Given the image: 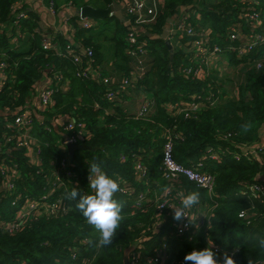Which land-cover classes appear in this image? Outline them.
Wrapping results in <instances>:
<instances>
[{
    "label": "trees",
    "instance_id": "obj_1",
    "mask_svg": "<svg viewBox=\"0 0 264 264\" xmlns=\"http://www.w3.org/2000/svg\"><path fill=\"white\" fill-rule=\"evenodd\" d=\"M24 1L0 0V49L7 53L5 72L8 76V82L0 89V142L5 132L14 134L6 124L27 108H32L38 84L49 78L58 91L54 97L56 110L42 113L51 131L45 130L39 119H35V132L42 139L40 164L31 162L26 148H10L0 154V162L16 164L17 171L21 172L20 177L13 180L12 194L2 189L0 176V264H123L126 249L144 245L141 250L150 252L161 244L165 234L175 231L174 214L166 209L160 212L158 203L152 199L144 206L135 204L141 193L149 197L158 187L159 196L165 186L171 185L162 178L165 137L169 134L174 136L173 155L178 163L190 166L189 161H204L203 171L217 176L218 196L216 203L212 204L214 209L209 214L207 231L193 241L167 240L171 246L170 261L178 264L193 249L204 248L205 237L227 249L239 246L240 252L235 257L238 264H248V258L264 259L257 247L258 240L264 237V196L257 199L249 190L256 185L264 187V176L260 177L264 171V66L256 69L249 64L247 56L239 52L221 53V57L231 59V64L246 68V78L243 73L241 79L244 82L240 84L238 94L230 98L221 90L212 68L202 78L184 74L193 67L195 37L179 38L178 34L170 33L172 56L167 40L162 38L167 20L172 19V25L178 24L182 9H185L184 12L194 14L190 21L199 23V29H210V45L216 43L224 49L230 44L226 40L230 25L246 22L239 18L242 4L237 0H163L155 22L137 30L132 28L134 19H128L124 8L133 0H104L101 8L119 3L127 18L126 22L115 17L105 19L115 22L114 35L107 39L114 44L115 53L105 65L102 44L97 36L89 34L95 26L83 28L79 18L71 17L68 21L73 29L74 45L58 34L53 43L62 48L63 54L44 49L45 35L37 30L39 17ZM51 1L55 3L56 14L59 13L57 3ZM259 1L264 18V0ZM65 3L75 4L76 1L66 0ZM15 6L16 12L28 14V18L20 21L21 32L29 36V48L25 51L11 46ZM7 25H11V29H7ZM263 26L262 23L261 29ZM131 35L135 36L137 43L129 42ZM76 44L81 50L92 49V68L97 72L96 77L75 75L76 66L66 51L67 46L74 49ZM233 44L238 46L239 42ZM140 48L148 53H138L139 58L128 54V51ZM263 54L264 45L255 49L251 58L262 59ZM140 67L144 69L143 74H138V80L133 84L130 82L124 89L125 82L131 81ZM65 82L72 85L68 93L62 92ZM134 88L151 97L144 96L143 105L149 102L151 105L152 100L157 110L155 115L144 117L127 110L123 101L128 100L127 93ZM109 93L114 94L113 99L107 97ZM198 101L206 107L196 111L186 106ZM171 106H178V110H169ZM185 108L188 110L183 111ZM70 119L84 123L90 136L80 140L79 144H86L93 150H77L72 156L69 154L59 132ZM245 122L253 125L248 133L242 129ZM245 149L254 151L255 159H249ZM215 152H219L220 162L203 160ZM235 153L243 159L234 160ZM137 158L144 164L145 174L137 170ZM64 159H70L68 169L75 171L73 181L77 184L55 190L50 183L51 167L60 168ZM92 163L99 164L110 177L119 178L121 191L115 195L124 204L125 219L113 243L105 247L98 246L96 229L75 207L76 201L67 198L73 188L80 195L93 194L89 186ZM141 176L146 179L151 176L152 182L148 186L141 185ZM182 182L188 189L199 191L202 200H207V193L203 190L186 180ZM46 195L51 203L56 198H63L65 212L44 216L16 234L4 232L1 223L15 221L25 201H43ZM13 202L17 203L13 205ZM241 214L249 217L240 218Z\"/></svg>",
    "mask_w": 264,
    "mask_h": 264
},
{
    "label": "built area",
    "instance_id": "obj_2",
    "mask_svg": "<svg viewBox=\"0 0 264 264\" xmlns=\"http://www.w3.org/2000/svg\"><path fill=\"white\" fill-rule=\"evenodd\" d=\"M242 11L239 12V18L246 21L244 24H239L238 22L230 25L227 31L226 40L229 45H227L224 49L216 43L210 45L211 35L210 29H199L198 25L194 26L190 23V16L183 14L180 15V20L178 24L175 25L176 31L182 37L192 36L195 37L194 40V54H193V62L190 69L185 70L184 74L193 75L196 78L205 77L209 71V69L204 70V67L207 65L206 53L212 52V56L215 59L221 55V53L225 51H234L235 53H240L241 55L247 56V61L251 66H254L256 69H260L264 66V56L262 59L251 58V55L255 51V49L264 43V29H261L263 17L262 13L257 9L260 4L259 0H241ZM163 2V0H133L129 3V5L124 6L126 8V16L128 19H134L132 28L134 27L138 29H142V27L146 25H150L155 22L157 17V11L159 10V5ZM243 4L245 5L243 7ZM18 4L17 6H19ZM68 5H73L68 3ZM249 7H248V6ZM17 6H15L13 13L15 15V20L12 23V26L17 30V34L13 37V43L15 45L19 42L22 37L21 33V23L23 19L28 18V14L26 12H16ZM55 3L51 1L49 4V10L53 15H56ZM178 19V18H177ZM81 25L83 28H92L96 24L93 20L85 19L81 20ZM264 28V27H263ZM243 29L247 30V33L243 31ZM176 32V34H177ZM180 38V37H179ZM129 42L131 44L137 43L135 36L131 35L129 37ZM198 40V41H197ZM239 42L238 46L233 43ZM73 45L75 43H72ZM44 49L52 50L60 55L63 54L62 48L53 43V39L45 38L43 43ZM202 51L201 54H198ZM145 51L140 48L137 51H128V54L139 58L138 53ZM66 54L70 56L76 66L75 75L77 77H96L97 72L93 70V51L92 49H83L80 50V46H75L74 49L70 46H67ZM143 56V55H142ZM7 53L0 49V89L8 82V76L5 72L7 65ZM86 64L84 67L83 65ZM249 66V65H248ZM250 67V66H249ZM139 73H135L132 76L131 81H126L124 85V89H126L130 82L133 84L138 80V74L142 75L144 69L140 67L138 69ZM60 78V77H59ZM58 91V88L54 85L53 80L46 78L43 81L41 88H39L38 93H36L35 100L32 101V108H27L24 112L17 115L15 120L12 122H8L6 127L14 134H9L5 132L3 134V140L0 142V154H4L10 148H26L27 156L30 158L33 164L39 165L41 161V138L38 137L35 132L34 126L36 123V118L39 119L41 126L47 131H51V127L46 125V121L43 118V112H54L56 110V102H55V94ZM129 92V91H128ZM109 99L114 98L113 93L107 94ZM211 104V103H210ZM188 108L194 109L196 111L201 110L206 107L201 102H191L190 104H186ZM34 108H37L35 110ZM150 102L143 105L141 108V113L144 117L148 116L150 113ZM185 108L183 111L188 110ZM169 110H178V106H171ZM61 137L63 138V143L66 147L69 144H79L80 140L87 139L90 135L89 131L86 129L85 125L81 121H74L73 119L66 120L65 124L62 125V128L59 132ZM173 135L169 134L165 137L166 142L164 145V153L162 158V178L171 183V185L167 186L169 189L168 194L165 196L163 192L158 196L155 200L158 203V209L162 212L164 209L174 213L173 209L170 206H181V192H178L175 188L172 191L169 187H172L176 181L186 180L187 182L192 183L196 188L207 191L210 199V202L216 203L213 199H217L218 196L216 194V180L217 176L211 173H207L203 171V164L201 161L198 164H181L178 163L173 155ZM69 149V147H68ZM246 152H251V149H246ZM219 152H215L214 154L218 155ZM209 155L210 157L213 156ZM218 159V158H217ZM70 159H64L61 163L60 168L57 167L60 172L57 176L52 170V175L54 177L55 190L60 187H68L72 185L76 186L77 182L73 181L76 178V173L74 170L68 169L70 167ZM56 167V165H54ZM144 164L140 161L139 158L136 160V168L139 170L140 174H145L146 170L144 168ZM18 167L16 164H8L6 162H0V176L2 179L1 187L7 193L12 194L13 190V180L18 179L20 177L21 172L17 171ZM144 178L141 176L140 179ZM0 179V180H1ZM71 183V184H70ZM255 189H254V188ZM250 192L257 199H260L264 196V187L260 185L250 187ZM49 195L43 196V201L36 200H27L23 203L22 209L19 212L17 219L15 221H9L6 223H1V227L4 232L9 234H16L21 228H25L30 223H33L44 216L50 217L60 212H65L66 206L64 205L63 198H56L54 202L51 203L49 201ZM49 202H48V201ZM149 200L146 193H141L136 198V204L139 206H144L145 203ZM17 202H13L15 205ZM210 205V204H209ZM209 210L207 206H203V210H205L204 214L209 218L210 212L213 211L214 206ZM199 207H196L190 211V215L193 218V213H195ZM36 213V215H35ZM240 218H248L249 216L240 215ZM203 217L202 220L190 221L188 218H184L180 221H176L174 224L175 231L168 234H165L162 238V243L156 246L150 252H143L141 248H145L143 245H134V251L130 255V264H176V261H170L171 259V246L167 240H181V241H193L195 237H198L200 232L207 231L208 228V220ZM250 221H248V224ZM197 225L199 227H197ZM158 231V230H157ZM206 246H209V238L205 237ZM213 250L217 253V258L222 259L225 252L231 254L233 249H227L221 247L217 244L212 243ZM202 248V249H204ZM239 249L240 247H236ZM202 249H193V250H202ZM235 249V248H234ZM192 250V251H193ZM238 252V253H239ZM178 264H184V259Z\"/></svg>",
    "mask_w": 264,
    "mask_h": 264
},
{
    "label": "clouds",
    "instance_id": "obj_3",
    "mask_svg": "<svg viewBox=\"0 0 264 264\" xmlns=\"http://www.w3.org/2000/svg\"><path fill=\"white\" fill-rule=\"evenodd\" d=\"M252 127L251 122H245L242 125L245 133L251 131ZM89 171L91 173L89 186L93 190V194L80 195L77 189L73 188L67 198L76 201L75 207L82 212L86 222L99 233L98 246L105 247L113 243L117 230L125 219L123 215L124 204L115 195L121 191L120 180L119 178L110 177L97 163L90 164ZM168 192L169 189L165 186L163 194L166 196ZM181 196V206H170L174 211V219L180 221L188 218L194 222L189 213L195 206L200 204L201 193L199 191H191L186 195L181 194ZM200 216L207 218L204 213H201ZM197 227L199 226L197 225ZM257 247L259 253L264 254V237L258 240ZM238 252L239 249L235 247L231 254L225 252L223 258L219 259L217 258V253L213 250L212 241H209L208 247L188 253L184 257V264H189V262L191 264H238L235 258ZM248 264H264V259L248 258Z\"/></svg>",
    "mask_w": 264,
    "mask_h": 264
},
{
    "label": "rangeland",
    "instance_id": "obj_4",
    "mask_svg": "<svg viewBox=\"0 0 264 264\" xmlns=\"http://www.w3.org/2000/svg\"><path fill=\"white\" fill-rule=\"evenodd\" d=\"M76 1V3L82 5L84 3V0H74ZM85 1H88L87 3L91 4V5H88V6H94V7H101V6H104V0H85ZM213 0H210V2H212ZM238 2H242L241 0H237ZM261 4V3H260ZM260 4L258 5L259 7H257V9L262 13L261 9H260ZM84 6H87V5H84ZM83 6V7H84ZM245 5L243 4V7ZM248 6V5H247ZM249 7V6H248ZM183 10V13L182 14H186V15H190V17H194V14L193 13H190V12H184L185 9H182ZM159 14V10L157 11V15ZM200 19V18H199ZM201 20V19H200ZM96 25L94 27V29L90 30L89 34L92 35V36H97L98 38V42H100L103 46V60L105 62V65L111 61V59H113L114 57V53H115V47H114V44H112V42H109L107 39L112 37V35H114V31H115V22L112 21L110 22V20H102V21H95ZM190 23L194 26L198 25L199 23H194L193 21H190ZM239 24H241L240 21H238ZM262 23L264 24V18H263V21ZM264 27V26H263ZM208 29V28H207ZM146 30V29H145ZM101 31H103V33H101ZM244 32L247 33V30L246 29H243ZM171 32H177L176 31V27L175 25H172L171 27ZM101 33V34H100ZM177 34H180L177 32ZM178 37H181V35H179ZM28 40V39H27ZM26 40V41H27ZM175 44L177 47H179L180 45L178 44V41L176 39H174ZM198 41V40H197ZM25 42V41H24ZM28 43V41H27ZM15 44V43H14ZM264 45L261 44L260 46H258L256 48V50L260 47H262ZM13 48H15L14 46H12ZM172 50H173V47H172ZM141 54L143 55H146L148 53V51H142L140 52ZM202 51L200 50V52L198 54H201ZM212 52H207L206 53V59H207V65L206 67H204V70H207V69H211L212 68V71L214 73V78L215 80L218 82V84L220 85L221 87V90L227 94L230 98H234L237 94H238V89H239V86L240 84H243V79H241L243 73H244V79L246 78V68L243 66V65H237V64H231V59H228L226 57H221V56H218L216 59L214 56H212L211 54ZM264 56V54H263ZM65 84V83H64ZM63 84V85H64ZM130 95V94H129ZM128 95V96H129ZM138 95V93L136 92V96ZM133 96H135V94H133ZM136 96L134 97V101L133 103L136 101L135 98ZM228 97V98H229ZM78 101V99H77ZM129 101L130 100H125L123 101V104L124 106L128 107L130 106L129 105ZM152 102V100H151ZM153 106V102L151 104ZM131 114L134 113L135 111H130ZM151 114V113H150ZM263 142H264V137H263ZM253 149H255V145L253 146ZM247 150L245 149V153L247 154V156L249 157V159L252 160L255 159V156H257L256 154H254L255 152L251 150V152H246ZM218 158V159H217ZM242 156L238 153H235V156L233 157L234 160H239L241 159ZM259 157H257L256 159H258ZM211 159L212 160H218L220 162V157L216 154H214L213 156H211ZM243 159V158H242ZM51 170L57 175L59 176V172L60 170L55 167V166H52L51 167ZM261 174V175H260ZM260 177L263 175L264 176V171L263 173H260ZM53 181V182H52ZM152 182V177L150 176L148 179L146 178H142L141 181H140V184L141 185H147V184H150ZM50 183L52 184V187H56L55 186V183H54V177L52 175V172H51V181ZM148 186V185H147ZM51 187V188H52ZM254 188V187H253ZM55 189V188H54ZM255 189V188H254ZM137 198V197H136ZM212 199H210L208 202H206L205 204L208 206L209 202L211 201ZM214 201H217V199H213ZM212 203V202H211ZM204 202L202 201V205L205 206ZM137 205V204H135ZM36 215V213H35ZM161 229H163V227H161ZM238 236H240V233L237 234ZM95 236L97 237V240H99V233L95 232ZM163 238V237H162Z\"/></svg>",
    "mask_w": 264,
    "mask_h": 264
},
{
    "label": "crops",
    "instance_id": "obj_5",
    "mask_svg": "<svg viewBox=\"0 0 264 264\" xmlns=\"http://www.w3.org/2000/svg\"><path fill=\"white\" fill-rule=\"evenodd\" d=\"M50 1L51 0H25L24 4H26L29 7V9H31V11H34L38 15L39 21H38V27H37L38 29L37 30L40 31L43 35H45V38H48V39L52 38L53 39V38H55L56 35L62 34L68 40H70L71 43H75V40L73 37V29L68 22L70 19V17H69L70 12H71V10L81 8L84 5H91V4L87 3L88 1L84 0V3L82 5L75 3V4L70 6V5L65 3L66 0H55V2L57 3V6L60 9H59V13H57L56 15H53L49 10ZM213 1H216V0H213ZM95 8H101V7H95ZM6 28L11 29V25L10 26L7 25ZM17 33H18L17 30H14V37ZM21 33H22V37L20 38L19 42L15 45L13 43V39H12L11 46H14L17 50L25 51V50H28V48H29V41L27 40V39H29V36L27 33H25V34L23 32H21ZM26 40L28 41V43ZM77 46H79V45H77ZM81 49L82 48L80 47V50ZM44 81H45V79H44ZM42 84H43V82L38 84L37 91H39V88H41ZM71 87H72V85H70L69 82H65V84L62 86V92L68 93L71 90ZM37 91H36V93H38ZM136 92L138 93L137 96H136ZM36 93L34 94V100H35ZM133 94H135V96H136V98H135L136 101L134 103H133V101H134L135 96H133ZM127 95H129L128 100H130L129 101L130 106H128V107L125 106V107L127 108L128 111H135L134 113H141V108L144 104L142 98L144 96H146L148 99L151 98V97L149 98L143 92H141L135 88L133 90L129 91L127 93ZM152 102H151V104H152ZM150 113L148 116L155 115L157 113V110H156L154 103H153V106L151 105ZM206 158L211 159V157H209V155H206L203 158V160H206ZM189 162L191 164H198L200 162V160L199 161H189ZM201 163L203 164L204 161H201ZM187 184H189V183H187ZM169 188L172 191H174L176 188L178 192H181L182 194H185V195L192 191L191 189H188V187H186V184H184L182 182V180L176 181L174 183V185L172 187H169ZM155 189L156 190H154V192L152 191L153 194L151 193V196H149V202H151V199L154 202L158 198V195H157L158 187H156ZM203 191L205 192V194L207 193V191H205V190H203ZM205 197L207 199L206 201L201 199L200 204L194 207V208L199 207V209L195 210L196 212L193 213L194 214L193 218L195 220H202V218H203V216H200L201 213L205 212V210H203L202 201L205 204L206 202H208L210 200L208 193L205 195ZM208 204H210V202ZM205 206H207V205L205 204ZM211 206H212V204L208 205L207 209L209 208V210H210L212 208ZM173 220L175 222L177 221L176 219H173ZM200 233H202V232H200Z\"/></svg>",
    "mask_w": 264,
    "mask_h": 264
},
{
    "label": "water",
    "instance_id": "obj_6",
    "mask_svg": "<svg viewBox=\"0 0 264 264\" xmlns=\"http://www.w3.org/2000/svg\"><path fill=\"white\" fill-rule=\"evenodd\" d=\"M69 17L79 18L81 20L89 19L93 21H102L107 18H118L122 22H126L127 18L122 13V5L118 3H112L107 8H95L93 6H84L71 10ZM173 20L168 19L167 24L164 27V33L162 38L167 40V46L170 50L171 56L173 55L172 44L169 37V34L176 35V32H171ZM69 154L72 156L77 150H93L92 147L86 144H69ZM134 247L128 248L124 251L123 264H130V255L134 251Z\"/></svg>",
    "mask_w": 264,
    "mask_h": 264
}]
</instances>
